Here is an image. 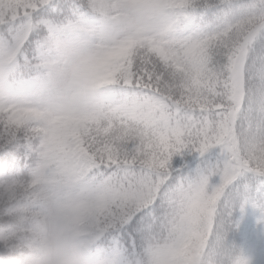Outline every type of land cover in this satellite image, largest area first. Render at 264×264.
<instances>
[{
  "label": "snow or ice",
  "instance_id": "obj_1",
  "mask_svg": "<svg viewBox=\"0 0 264 264\" xmlns=\"http://www.w3.org/2000/svg\"><path fill=\"white\" fill-rule=\"evenodd\" d=\"M0 264H264V0H0Z\"/></svg>",
  "mask_w": 264,
  "mask_h": 264
}]
</instances>
